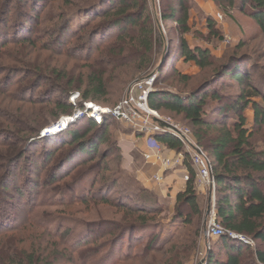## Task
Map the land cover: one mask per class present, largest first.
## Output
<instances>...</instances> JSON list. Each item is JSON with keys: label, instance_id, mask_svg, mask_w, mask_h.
<instances>
[{"label": "trees", "instance_id": "trees-1", "mask_svg": "<svg viewBox=\"0 0 264 264\" xmlns=\"http://www.w3.org/2000/svg\"><path fill=\"white\" fill-rule=\"evenodd\" d=\"M5 1L7 14L16 10L13 7L16 0ZM25 1L22 9H18L12 36L9 39L5 36L0 43V52L13 43L26 50L57 53L75 63L68 70L59 61L55 68L45 63L35 65L31 61H21L18 62L19 72L32 76V81L27 82L22 93L21 90L11 93V83L3 85L6 95L12 99L20 97L18 101L31 109L16 112L13 108L6 109L10 129L5 131L4 137L0 135V140H5L0 143L5 148L0 174L4 197L0 204L3 205L0 208V264H78L76 258L87 259L86 264H187L191 256L199 252L203 241L199 223L203 211L196 193V170L187 156L184 165L190 180L186 190L177 196L171 220L174 226L168 231L161 220L164 210L152 201L153 197L157 198L154 194L150 193L153 197L149 199L142 192L123 189L118 178L102 175L101 171L90 178V174L83 175L67 185L66 190H56L59 194L42 199L40 203L39 197H35L37 194H32L41 185L26 182L19 187L10 181L25 159V144L47 126L37 122L34 107H40V112L55 110L54 119H58L73 114L76 107L70 98L75 94L80 95L77 107L88 102L105 103L114 94L113 89L123 93L135 76L147 75L158 64L164 45L150 15L149 0H65L72 9L59 15L42 43H39L41 36H34L30 25L39 18L25 9L35 10L33 3L37 7L44 0ZM211 1L248 14L264 34V0ZM79 18L85 19L76 29L74 23ZM161 18L165 23L173 22L180 34V52L175 57L180 56L185 63H192L201 71H210L211 75L186 95L156 86L149 96V107L158 113L164 111L181 116L192 127L193 139L212 163L218 223L226 232L244 236L256 244L251 248L253 245L225 235L211 243L207 264H264V150L253 143L255 131L264 129V84L259 87L251 81L242 61H229L211 70L214 64L210 51L190 47L184 37L192 30L185 0H178L177 6L170 3ZM95 20L99 22L92 26ZM67 38H77V44L66 47ZM172 57L166 52L159 74L171 66L167 61L173 60ZM174 73L180 83L188 85L191 82L190 77L178 71ZM225 77L240 87L238 92L209 93ZM45 84L48 91L44 98H34V93ZM59 92L62 97L55 99L54 95ZM248 110L254 113L252 128L248 126ZM112 121L111 117H106L102 125H97L87 120L86 131L64 132L61 135L65 134L63 138L66 139L62 142L58 138L54 140L57 134L40 140L71 147L70 154L59 161L62 166L85 157L86 161L79 163L84 166L93 162L99 150L97 145L106 142ZM156 142L163 148L184 152L180 141L168 134L157 136ZM53 156L48 155L46 161H51ZM56 176L55 173L45 186H52ZM115 190L116 196L111 197ZM49 203L63 210L81 205L85 213H89L92 206L103 205L113 210L115 219L84 223L70 217L68 220L55 214L38 213ZM68 251L71 253L66 256Z\"/></svg>", "mask_w": 264, "mask_h": 264}, {"label": "rangeland", "instance_id": "rangeland-1", "mask_svg": "<svg viewBox=\"0 0 264 264\" xmlns=\"http://www.w3.org/2000/svg\"><path fill=\"white\" fill-rule=\"evenodd\" d=\"M30 1L32 3V0ZM185 1L186 7L190 13L189 23L192 27V30L190 34H187L184 37L188 41L190 47L199 46L210 51L212 62L214 64L211 70L222 65H226L229 61H242V65H245V67H247V69L249 70L250 76L252 78L251 81L257 84L259 87H263L264 34L262 33L257 23L248 14H243L239 10L229 9L225 6L220 7L211 0ZM5 2V0H0V43H2L5 36L8 39L12 36V26L16 24L17 15L19 13L18 9H22L26 1L24 0V2L22 1L20 3V0H16L15 2H13V7L16 8V10H10L8 14L4 7ZM148 3L150 15L155 20L157 28L164 39V45L160 50V57L157 61L158 64L151 70H149L147 72V75L142 74L135 76L128 85L130 86L135 81L141 80L149 75L154 74L156 76L155 87L157 86L158 89L174 93L178 92L182 95H186L191 90L199 87L202 82L211 75V73L210 71H201L192 63H185L183 58H180V56L175 57L180 52L181 37L180 34L175 30V24L173 22H163L161 14L163 13V10L170 5V3H173L174 6H177L178 0H149ZM34 4L35 10H33L32 8H26L25 11H30L33 15L37 14L39 21L31 22V31L34 36H41L42 40L40 39L39 43H42V41H44V39L46 38V33L50 31L52 27L57 23L56 19L59 17V15L67 14L72 8L67 6L68 3L65 2V0H44V2H42L41 4H37V7L36 3H33V5ZM177 10L180 14L179 9ZM84 19L85 18L77 19V21H75L74 23V27L77 29L80 23L84 22ZM7 22L8 25L6 26ZM98 22L99 20H95V22L92 23V26H94ZM210 25H213V28L209 27ZM76 39L77 38H67L66 47H73L74 45H76ZM110 41L112 40H109L108 42ZM166 52L170 54V57L173 56V60L167 61L169 64H172L169 68H166L162 73L159 74V66ZM21 61H31L32 64L35 65L45 63L53 68H55L57 61H59L60 64H64L68 70H70L75 63L65 56H58L57 53L41 52L39 51V49H36V51H32V49L30 48L26 50L22 48V46L15 45L13 43H9L1 50L0 135H3V137L5 135V131L10 129L7 122L9 116L7 117V115H5V113L7 112L6 109L13 108L14 112L19 109L21 111H25V109H31V107L28 108L26 105L18 101V99H21L20 97L12 99L11 96L5 94L3 89V85H5L6 83L7 85L11 83V93L18 90H21L22 93V89L27 85V82L32 81V76H29L28 74H21V72H19L21 70L18 62ZM250 61H252L253 63H250ZM81 70L83 72H86L84 68H82ZM174 71H178L182 75L190 77L191 82L188 85L180 83L179 78L177 75H175ZM78 73V71L74 72V74L76 75ZM17 74H19V76H17ZM46 85L47 84L42 86L39 90L36 91V93H34V98H44L46 91H48V85ZM128 85L123 93L116 92L117 90L113 89L111 92H114V94L107 98V102L96 105L102 108L113 109L126 96L127 90L129 88ZM230 85H232V87H229ZM239 89L240 87L234 84L230 78L225 77L221 81L216 83L209 90V93H212L213 91H223L225 93L235 94ZM207 93L208 92H206L205 94ZM32 95L33 94H30V96ZM62 95L63 94L61 92L56 93L54 95V98L56 99L62 97ZM76 103L78 104V101H76ZM38 109H40V107H34L33 113L36 114L34 116L37 117V122L39 124L43 123L44 125H47L44 130L56 125L61 120L73 118L78 111H82V107H77L73 114L62 115L58 119H54V114L56 113L55 110L48 113L47 111L40 112ZM158 114L160 115V117L169 119L171 122L179 125L182 128H187L192 132V127H190L189 124L185 122L181 116H177L164 111ZM87 120L88 119L85 117H81L75 120L63 131L57 134L59 136H54V140L56 139V141H58L59 139L60 142H62V140L65 141L66 138H63L65 134L61 135L64 132L86 131L88 129ZM112 120V124L111 126H109V134L106 137V142L101 146L97 145L99 147V150L97 154L94 155L93 162L88 163L84 166H79V163L86 161L85 157H81L73 163H68L62 166L59 161H62L66 156L70 154V152L72 151L71 147L63 146L64 143L57 144L55 141L51 142L47 140H40L43 138L42 133L44 132V130H41L38 133V136H33V138L25 144V159H23L19 163L17 170L10 177V181L15 183L19 187L23 186L26 182L30 185L36 183L38 186L41 185L36 188V193L32 194H37L35 197H39L38 203H40L42 199H47V197H52L53 195L59 194L60 190H64V188L66 190L67 185H69L70 183H75L83 175L90 174L88 177L90 178L92 177L91 175H93V173L101 171L102 175L118 178L120 180L121 188L134 192H142L144 193V196L148 195L149 199H152L153 196L149 192L145 193V190H143L138 181L140 173L146 172L149 168V164L146 163L143 156L145 147L144 142H142V136L136 134L133 129L127 124L117 121L116 119ZM4 142L5 140L4 138H2L0 140V143L3 144ZM7 143H9V141H7ZM253 143L257 148L264 150V129H262V131H255ZM4 149L5 148L0 146V171L1 167L3 166L2 159L5 153ZM165 150H167V148H165ZM50 154L54 155L53 159H51V161H46V157ZM103 163L104 167H100V165ZM105 167L107 170H104ZM55 173L57 175V180L52 183V186H45L46 183L53 180V176L55 175ZM0 174L2 175V171L0 172ZM152 175L154 174H151L149 176V180L158 185L157 187H161L160 185H164L154 182L152 180ZM183 181L186 185L187 182L185 181V178H183ZM195 186L196 188H199V184L197 181ZM56 190H58L59 192L56 193ZM207 191L208 195L206 197H198L200 207L203 211V216L199 221L202 233L206 228L208 214L214 207V200L212 195L213 193L210 197L209 189H207ZM68 195L72 194L69 193ZM110 195L111 197H115L116 190ZM153 199L152 201H154L155 204H157L164 210V213L161 216V220L165 225L167 231L172 229L174 225L171 224V220L175 215L176 202L174 203V201H171L170 199H164V201H161L158 198L154 197ZM3 200L4 197L2 195V188L0 186V204L3 203ZM6 201L8 202L9 199H6ZM1 207H3V205H0V208ZM12 211L16 212L17 210ZM38 211V213L40 214H55L57 216L66 217L65 219L68 220L70 217L72 218L71 220L74 219V221L84 223L102 222L115 219L112 214L113 210L103 205L92 206L89 213H85V207L81 205H76L70 209L63 210V208L55 207V203L54 205H51L49 203L48 206H44ZM205 242L206 241L203 238V241L198 250L199 252L194 256L192 255L187 264H194L197 259L201 258V256H199L200 253H203V255L205 254V257L208 255L207 247L205 246V248L203 249ZM255 245H253V247L251 248H255ZM70 253L71 252L68 251L65 255L69 256ZM86 260L82 258L78 260L76 258L78 264H86ZM89 263L92 262L89 261Z\"/></svg>", "mask_w": 264, "mask_h": 264}, {"label": "built area", "instance_id": "built-area-1", "mask_svg": "<svg viewBox=\"0 0 264 264\" xmlns=\"http://www.w3.org/2000/svg\"><path fill=\"white\" fill-rule=\"evenodd\" d=\"M155 79L156 76L153 74L132 83L124 99L113 109L102 108L91 102L83 103L82 111H78L73 118L59 121L56 124V130L46 136L59 134L67 126L81 117H85L97 125H102L106 117H111L112 119L127 124L136 134L156 144L157 136L168 134L180 141L183 145L184 152L177 153L173 158H169L164 156V152L166 151L165 148L155 146L143 154L146 163L158 167L160 171L167 172L181 167L187 156L193 168L196 170V181L199 187L211 190L214 200L216 184L213 176L212 163L203 149L195 143L192 132L187 128H182L171 122L169 119L160 117L158 112L149 107L148 100L150 94L154 92ZM79 98V94H75L70 98L72 105L76 108V101H78ZM184 178L185 181L188 182L190 180V175L187 174ZM152 180L156 183H161L163 177L156 174L153 176ZM225 235L247 245H253L250 239L226 232L222 228L217 221L214 204V207L208 214L206 228L203 232V238L207 243L208 252L210 249V241L218 240ZM199 256H201V258L197 259L194 264H207V256L205 257L203 253H200Z\"/></svg>", "mask_w": 264, "mask_h": 264}, {"label": "crops", "instance_id": "crops-1", "mask_svg": "<svg viewBox=\"0 0 264 264\" xmlns=\"http://www.w3.org/2000/svg\"><path fill=\"white\" fill-rule=\"evenodd\" d=\"M195 47H199V46H195ZM246 116L248 119V126L250 128H252L254 125V113H253V111L248 110L246 112ZM146 140L147 139L143 138V141H142V142H144V147H145L144 153L149 151L150 148H153L155 146H159L155 142H151L148 140L146 141ZM175 154H177L176 151L169 150V149H167L164 152V156L169 157V158H173L175 156ZM148 166H149V168L147 169V171L141 172L139 177H138V181H139L140 185L142 186L143 190H145L146 192L154 194L161 201H164V199H170L171 201H174V203H175L177 200V196L186 190L187 184L185 185L183 178L187 174H189V172H188L187 168L185 167V165L183 164L181 167H179L175 170L167 171V172L160 171V169L158 167H155L152 164H149ZM151 174H154V175L159 174L162 177H164L166 175L163 178V181L161 182V184H164V185H160L161 187H157L158 185H156L151 180H149V176ZM154 175H152V176H154ZM196 193H197L198 197H200V196L206 197L208 195L207 189L202 188V187H199V188L197 187ZM211 193H212L211 190H209L210 197H211ZM214 204L216 205V191L214 193ZM216 241L217 240L210 241V245H211V243H215ZM205 246L207 247L206 242L204 243L203 249L205 248Z\"/></svg>", "mask_w": 264, "mask_h": 264}, {"label": "water", "instance_id": "water-1", "mask_svg": "<svg viewBox=\"0 0 264 264\" xmlns=\"http://www.w3.org/2000/svg\"><path fill=\"white\" fill-rule=\"evenodd\" d=\"M165 60H166V53H165L164 57L162 58V61H161L159 68L163 66ZM55 130H56V125L52 126L51 128L44 130V132L42 133V137H45L46 135L53 133ZM207 257H208V255H207Z\"/></svg>", "mask_w": 264, "mask_h": 264}, {"label": "bare ground", "instance_id": "bare-ground-1", "mask_svg": "<svg viewBox=\"0 0 264 264\" xmlns=\"http://www.w3.org/2000/svg\"><path fill=\"white\" fill-rule=\"evenodd\" d=\"M51 128V127H50Z\"/></svg>", "mask_w": 264, "mask_h": 264}]
</instances>
